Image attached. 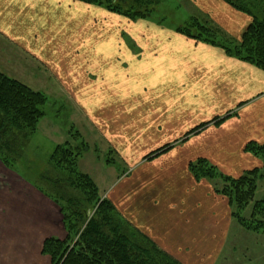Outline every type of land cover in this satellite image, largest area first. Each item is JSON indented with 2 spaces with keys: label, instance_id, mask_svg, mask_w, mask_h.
I'll return each instance as SVG.
<instances>
[{
  "label": "crops",
  "instance_id": "crops-1",
  "mask_svg": "<svg viewBox=\"0 0 264 264\" xmlns=\"http://www.w3.org/2000/svg\"><path fill=\"white\" fill-rule=\"evenodd\" d=\"M196 4L210 22L235 41L241 40L252 21L223 0H196ZM108 18L112 29L118 24L130 27L123 17L75 0H0V44L15 45L24 53L23 58L45 65L55 87L67 91L73 107L95 125L105 145L117 156L121 145L134 149L131 142H122L120 132L132 131L123 124H133L134 131L140 124L156 125L149 133L155 139L164 123H191L192 130L220 113L236 112L219 126L209 125L189 137L182 131L159 133L161 139L177 142L153 160L172 153L186 157L189 148L197 155L195 159L185 162L176 156L164 163V169L155 163L147 165L129 181L119 179L117 166L110 169L99 163L104 190L96 184L102 199H109L125 219L179 263L240 264L228 200L215 192L210 181L197 182L189 164L208 156L206 148L212 154L217 155V151L228 156V172L213 155L208 160L223 175L240 177L262 166V161L246 153L244 147L251 141L264 143V71L218 47L179 34L164 36L163 48L156 51V35L164 34L157 33L153 23V29L147 27L148 33H144L145 46L144 39L132 38L143 50L131 51L127 39L117 33L108 35ZM94 22L101 25L98 33L91 28ZM130 24L135 29L145 27L143 23ZM136 107L147 108L151 118L141 120L126 111ZM206 132L212 134L201 140ZM142 135L148 138V133ZM129 136L132 141L134 136ZM224 139L228 150L220 146ZM81 171L91 176V172ZM66 237L59 207L0 162V264H51L50 257L43 254L44 242ZM224 251L228 252L225 256ZM253 252L243 255L248 264H252Z\"/></svg>",
  "mask_w": 264,
  "mask_h": 264
},
{
  "label": "trees",
  "instance_id": "trees-1",
  "mask_svg": "<svg viewBox=\"0 0 264 264\" xmlns=\"http://www.w3.org/2000/svg\"><path fill=\"white\" fill-rule=\"evenodd\" d=\"M97 6L132 22L148 21L164 0H75ZM236 10L248 14L252 21L240 41L229 38L213 23L192 17L174 32L195 42L222 49L226 55L252 64L264 71V0H223ZM157 24L164 25L161 21ZM47 97L0 71V162L8 168L23 163L28 144L45 117ZM230 115L194 127L185 137L195 135L211 124L219 126ZM71 141L56 145L48 168L35 173L33 186L60 209L67 237L49 238L43 254L51 264H181L162 251L131 222L125 219L109 199H102L99 188L79 167L88 151L78 131H70ZM169 143L153 151L155 158L171 148ZM244 151L262 161V166L240 177L223 175L207 159L189 164L197 182L208 180L215 192L225 197L231 215L244 229L264 234V197L255 200L259 180L264 178V143L248 142ZM107 165H116L106 159ZM252 205L249 218L245 212Z\"/></svg>",
  "mask_w": 264,
  "mask_h": 264
},
{
  "label": "rangeland",
  "instance_id": "rangeland-1",
  "mask_svg": "<svg viewBox=\"0 0 264 264\" xmlns=\"http://www.w3.org/2000/svg\"><path fill=\"white\" fill-rule=\"evenodd\" d=\"M192 17H195L202 22L207 21V20L208 22H210L208 15L204 13V11L201 9V6L196 4V0H164L162 4L156 8L154 16L149 20L150 22H146V21L138 22L137 21L138 23L137 25H139V23H143L145 27L142 28L141 26H137V29H135L133 28L134 25L130 24L132 21H129L128 19L123 17L124 20L129 21L128 23L130 27H127L124 25L120 28L118 24V28L112 29L110 27L111 24H109L110 18H108L106 22L108 25L107 32H108V35H113L117 33L120 38L122 36L123 38L127 39V41H129L127 45L131 51H140V50H143L141 47L142 44L140 46L138 43H136L134 41L135 39L133 38V36H135L136 40L139 38L144 39L143 45L145 46L147 44V37H146L147 35H145L144 33H148L147 27H149L150 29H153L152 27L153 25L150 24V23H153L156 26L157 33L164 34L161 37L159 36L160 34L156 35L157 41L155 43V46L157 48L155 50L159 51L161 50V48H163V45L165 43L163 37L164 36L170 37L172 35L173 36L178 35L174 32V29L184 24L187 20H189ZM159 21H161L164 25L160 26L159 24H157V22ZM100 26L101 25H98V22H94L91 25V28L93 29V31H95V33H98L100 31ZM216 27L217 26H215V28ZM102 30L104 29L102 28ZM169 30H171L173 33L168 32ZM132 38L134 40H132ZM173 41L174 40H172V42ZM6 46L7 47L10 46L13 50H9V48H7ZM9 46L7 44H0V71L22 82L23 84L30 87L34 91L44 93L48 99L47 104L45 105V108H44L46 115L40 121L37 132L33 135V137L31 138L28 144V147L26 149V154H25L26 156L23 160V163L16 164L13 169L7 167L10 171L17 173L21 178L25 179L26 181L36 182L35 173L38 171L42 172L43 170L48 168L49 158L54 148L56 147V145L64 144L67 141H71V143H74V144L76 143L73 140H71V137L69 134L71 129H73V131H78L80 135L82 136V139L84 140V142L89 146L88 151L84 153L81 159L79 160L80 167H79V164H78V167L81 170L91 172L90 174L92 178L95 180L94 182L98 184L101 192L104 190L105 182L100 180V175H103L104 172L101 171V174H100V170H99L100 168L98 164L101 163L99 164V165H103L101 167L107 166L110 169H113L111 168L112 166L114 167V165H107L106 159L108 160L112 159L116 162L115 167L117 166L116 168L117 169L119 168V179L129 181L132 179L135 172L137 174H142L143 172H141V169L143 167H146L147 165H148L147 167H149V165L152 166L155 163L159 167L161 166L162 169H164L165 168L164 163H167V161L171 160L172 158L176 156H178L177 158L181 159L182 161H184L185 159V162L188 160L195 159V157H197V155L192 154L194 150H192V148H189L187 150L189 155L186 157L181 156L179 154L175 155V153H172V154H168V156L166 157H162L157 160H153V159L159 157L160 155H158L157 157L153 159L148 158L150 154L153 151L157 150L158 148H161L162 146L168 143L177 142V141H172L173 139H165V138L161 139L159 133L165 134V133L171 132L169 135H173L175 132H178V131H182V133L189 132L191 131V127H193L194 125L191 123H188L186 125H180V126L174 125V124L167 125L164 122H163L164 124L159 125V128L162 126L161 127L162 129L156 134L155 139L151 137L149 133H151L152 131L150 130L154 128L152 126H156V125L147 126V125L140 124L138 125V131H134L133 124H123L124 128L128 129V127H131V130L134 132L132 131H128L127 133L120 132V134H122L121 138L124 139L122 140V142L123 144L124 142H131L134 145L133 146L134 149L129 148L128 145L125 146L126 144L121 145L119 149L121 153L124 154V157L121 155V153L119 154V156H117L110 149L109 146L105 145V142L103 141L101 135L98 134L97 131L95 130V125L86 121L85 118L83 119L82 114L79 111V109L73 107V105L69 101L67 91L63 88L57 89L55 87L56 81L52 78L50 72L48 73L47 67H45V65H42V63H40L39 61L35 62L30 59L28 60V58L27 59L23 58L24 53L20 51L19 49H17L15 45L9 44ZM107 47H108V50L111 49L110 45H107ZM25 61H27V65H25ZM135 98L133 97L132 99L137 100ZM200 103L201 102H199V104ZM151 110L153 111V109ZM126 111H130L131 113H133L134 117H138L141 120L142 119L148 120V118H151L149 117L150 112H148V109L144 107L126 109ZM228 113L224 114L223 112L222 113L223 115L220 113L218 118L224 119V117H226ZM234 113L236 112H231L230 114L232 115H230L227 119L233 116ZM158 118H161V117H158ZM227 119L223 120V122H225ZM165 125L167 127H165ZM168 126L171 128V131L165 132V129L169 128ZM143 132H145V134L148 133V138L145 139L143 137L142 135ZM211 134L212 132H206L205 136H201L202 138L199 137V139L201 138V140H204V138L208 137L207 135H211ZM129 135L134 136L132 138L133 139L132 141L128 140V139H131ZM209 141L211 142V139ZM220 143H221L220 146L225 147L224 149L226 150L229 149L227 146L228 141L226 139H224L223 141H220ZM132 144H129V145H132ZM205 152L209 153V155L204 156L203 158H206L207 160H209L211 155H213L212 156L213 160H215L216 163L218 162L221 163L225 171L228 172L227 166L229 167V159L226 154L225 155L221 153L218 154L219 152L216 151L217 155H215V154H212L213 151H211L210 149L206 151V148H205ZM92 155L95 156V158ZM128 164L133 165L134 167H131ZM147 167L145 169H147ZM144 174H148V173L144 172ZM151 174L153 175V173ZM262 197H264V178L259 180L258 182V190L256 193L255 200H260ZM251 211H252V205L245 212L246 218L250 217ZM234 221H235L234 229L237 230V234H236L235 242H233V244L237 245L240 251L238 252V256L240 258V264H248L247 260L243 259V255H246L247 251L253 252L254 249H256V253L254 252L251 253L253 254V256H252V260L249 259L250 262L252 261V264H255V262L253 261H256L257 264H259V262L260 264H264V234L246 230L241 225H239L236 220ZM259 246L263 248L261 252H259L261 248ZM223 253H224V256L228 254L227 251H224ZM221 261H223V258H221ZM232 264H235V263H232Z\"/></svg>",
  "mask_w": 264,
  "mask_h": 264
}]
</instances>
